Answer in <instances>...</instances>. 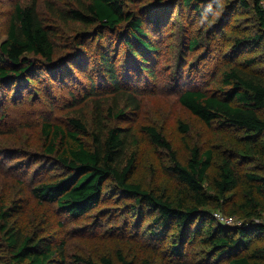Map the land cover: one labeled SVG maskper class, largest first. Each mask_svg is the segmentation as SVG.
Listing matches in <instances>:
<instances>
[{
    "label": "trees",
    "instance_id": "1",
    "mask_svg": "<svg viewBox=\"0 0 264 264\" xmlns=\"http://www.w3.org/2000/svg\"><path fill=\"white\" fill-rule=\"evenodd\" d=\"M180 1L207 21L212 17V10L216 11L222 3V0ZM241 2L247 4V0H229L223 6L224 14ZM130 4V0H89L54 11L59 20L92 28L89 37H98L96 48L101 52L94 63L102 66L100 78L111 83L116 95L107 105L103 100H95L91 130L89 123L77 115L70 117L67 128L48 120L43 122L44 153L65 168L67 174L57 180L40 182L33 187V193L41 202L56 203L61 212L81 217L98 205L105 186L111 185L117 192L133 198L125 204L130 213L148 220L154 233H165L170 238L168 249L173 260L165 264H264V243H255L264 237V173L247 174L251 184L244 198L236 200L241 175L235 156L241 162L261 161L264 167V77L252 67L255 58L220 69L214 78L220 85L215 88L211 84L205 88L193 86L179 93V102L206 124L216 122L221 127L239 130L241 146L224 155L217 164L212 150L202 151L193 146L189 159L182 162L165 135L147 126L155 143L170 153V169L179 188L175 193L145 188L133 180L134 160L126 158L127 130L109 125L105 115L106 110L109 114L117 110L115 116L118 117L141 108L137 94L128 89L135 74L131 78L124 62L120 70L117 64L120 47L113 54L111 48L105 49L106 35L114 37L124 47L137 74H155L149 55H154L159 47L152 34L155 30L162 31L165 20L161 15L151 17L146 11L150 5L136 9ZM254 11L259 18L260 32L238 37L235 48L264 46L261 0H254ZM223 19L224 16L212 22V30H216ZM85 36L82 31L75 35L76 47ZM198 42L196 37H190L191 48ZM88 62L91 57L85 54V60L76 64L86 68ZM69 63L75 62L69 56L57 55L52 30L36 4H16L9 19L7 37L0 44V104L29 89L30 99L31 88L43 80L45 72L61 80L65 76L61 68ZM92 94L96 93L92 91ZM88 134L90 143L84 140ZM214 165L216 170L212 173ZM228 202L232 205L230 214L238 215L240 224H225L215 217ZM21 211L16 202L8 207L0 206V234L6 245L3 250H7L13 262L57 264L64 261V241L55 245L48 236L25 234L12 223ZM196 238L205 246V254L199 260L190 261L184 258L185 248ZM119 259L121 264H133L122 255ZM102 261L115 264L110 257H103ZM142 264L152 263L146 259Z\"/></svg>",
    "mask_w": 264,
    "mask_h": 264
},
{
    "label": "rangeland",
    "instance_id": "2",
    "mask_svg": "<svg viewBox=\"0 0 264 264\" xmlns=\"http://www.w3.org/2000/svg\"><path fill=\"white\" fill-rule=\"evenodd\" d=\"M88 1L0 0V44L7 37L9 19L16 4H36L52 30L57 55L69 56L75 62L61 68L65 74L61 80L45 72L43 80L31 88L30 99L29 89L0 104V206L8 207L13 202L21 206V213L12 219V223L25 234L48 236L55 245L65 242L64 261L57 264H103V257L121 264L120 255L133 264H142L146 259L152 264H165L173 260L168 249L170 238L165 233H154L148 220L130 213L125 204L133 198L117 192L113 186L106 185L98 205L81 217L61 212L56 203L41 202L32 190L40 182L57 180L67 174L65 168L44 153L43 122L48 120L67 128L70 117L77 115L89 123L91 130L95 100H103L107 105L116 95L111 83L100 78L102 66L94 63L101 52L96 48L98 37H89L92 28L59 20L54 13L57 9ZM156 1L130 0V6L136 9L150 5L146 9L148 14L151 17L161 15L165 20L162 31L155 30L152 34L159 47L154 55H149L154 76L137 74L131 57L120 42L112 36L104 37L105 49L111 48L112 54L120 47L117 64L121 70V64L126 63L131 78L135 74L128 89L141 101L137 111H127L116 117L117 110L113 114L106 110L105 115L109 125L127 130L126 158L134 160L133 180L145 188L175 193L179 184L170 169V153L155 143L146 127L153 126L162 132L182 162L189 159L193 146L202 151L212 150L216 164L224 155L235 152L241 146V132L232 127H221L216 122L206 124L179 102V93L193 86L205 88L211 84V87H217L220 84L214 78L220 69L239 61L246 63L250 57L255 58L252 65L255 72L264 77V46L235 48L238 37L260 32L254 0L239 3L227 14H224L223 6L229 0H222L219 8L212 10L209 21L185 7L180 0L175 3L166 0L160 4ZM222 16L224 19L218 28L212 30L211 23ZM81 31L86 36L76 47L74 37ZM190 37L199 41L194 48L190 47ZM85 54L91 57V62L86 68H79L76 62L84 61ZM84 140L91 142L89 134ZM235 160L241 175L236 197L239 201L251 184L247 174L264 173V167L261 161L241 162L236 156ZM215 170L214 165L211 172ZM230 210L232 205L228 202L222 213L233 215ZM234 216L241 220L238 215ZM2 238L0 234V264H16L7 250H3L6 245ZM255 243H264V237ZM205 249L196 238L187 243L184 258L199 260Z\"/></svg>",
    "mask_w": 264,
    "mask_h": 264
},
{
    "label": "built area",
    "instance_id": "3",
    "mask_svg": "<svg viewBox=\"0 0 264 264\" xmlns=\"http://www.w3.org/2000/svg\"><path fill=\"white\" fill-rule=\"evenodd\" d=\"M261 4H264V0H261ZM215 217L225 224H240V220H237L234 215H226L222 212H216Z\"/></svg>",
    "mask_w": 264,
    "mask_h": 264
}]
</instances>
